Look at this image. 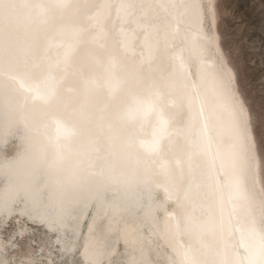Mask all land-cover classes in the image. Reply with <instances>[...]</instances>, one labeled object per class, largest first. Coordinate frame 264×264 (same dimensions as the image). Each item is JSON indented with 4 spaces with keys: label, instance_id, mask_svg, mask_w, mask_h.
I'll use <instances>...</instances> for the list:
<instances>
[{
    "label": "bare ground",
    "instance_id": "6f19581e",
    "mask_svg": "<svg viewBox=\"0 0 264 264\" xmlns=\"http://www.w3.org/2000/svg\"><path fill=\"white\" fill-rule=\"evenodd\" d=\"M62 1L16 0L30 7L15 10L8 39L0 38V68L14 75L26 72V87L52 91L44 102L0 75V138L8 137L7 143L15 134L20 143L13 157L0 163V177L7 165L12 183L26 171L33 179V202L27 210L21 202V213L34 204L50 219L62 214L65 222L73 216L71 230L61 229V240L67 233L72 241L84 235L81 264H110L116 238L132 251H127V264H154L141 238L158 255L159 247L150 244L156 236L168 245L170 260L165 261L171 264L187 248L197 259L246 264L247 250L258 243L249 233L251 222L264 232V169L251 144L253 163L240 177L247 201L230 199L229 170L221 168L216 150L223 154L234 133L228 113L212 109L218 81L227 79L232 87V78L208 55L201 7L170 6L200 1ZM29 42L31 52L25 48ZM149 103L154 110L145 113ZM157 141L159 150L152 151ZM61 183L67 185L63 192ZM101 189L107 208L90 199ZM58 193L65 202L78 200L62 212L55 202ZM166 203L160 224L156 211ZM77 245L69 250L73 253Z\"/></svg>",
    "mask_w": 264,
    "mask_h": 264
},
{
    "label": "rangeland",
    "instance_id": "374dc122",
    "mask_svg": "<svg viewBox=\"0 0 264 264\" xmlns=\"http://www.w3.org/2000/svg\"><path fill=\"white\" fill-rule=\"evenodd\" d=\"M199 1L208 55H214L220 69L231 75L233 95L242 103L251 144L258 149L264 169V0ZM19 146L18 137L13 134L6 145L0 147V163L12 158ZM4 182V176L0 177V188ZM21 202L17 201L13 213L6 217L0 215V264H81L79 250L84 235L72 241V233H67L65 239L55 243L54 237L40 224L30 223L21 213ZM167 205L156 211L160 224ZM140 212L141 209L138 214ZM141 239L154 264H171L167 256L169 248L163 237H153L150 243L159 247L158 255L150 250L144 237ZM76 242L78 247L72 253L70 245H76ZM116 242L110 264H127L126 254L131 250L129 247L124 249L120 239L116 238Z\"/></svg>",
    "mask_w": 264,
    "mask_h": 264
},
{
    "label": "snow or ice",
    "instance_id": "6c2138e0",
    "mask_svg": "<svg viewBox=\"0 0 264 264\" xmlns=\"http://www.w3.org/2000/svg\"><path fill=\"white\" fill-rule=\"evenodd\" d=\"M172 8L183 7L185 9L191 8H200L201 5L197 3H188V4H180L177 5L172 3L170 5ZM20 7H30L27 4H21L16 2V0H0V38H3L5 41L8 39V32L10 31V26L14 19V12L16 9ZM124 7V5H121ZM210 7V6H206ZM0 75H4L8 80L16 81L19 84L21 89H24L27 92H31L34 95V98L41 99L44 102H47L50 95H52V91L46 90L41 91L40 87H26L24 82V75H27L25 72L23 75H14L12 72L4 71L0 69ZM111 86V85H110ZM159 97V93H156ZM216 109H221L228 113L230 117V127L233 130V142L230 143L224 153L221 154V150L217 148L216 153L217 156L220 157V166L224 168L227 166L230 175L229 181V188L231 191L230 199H237L242 201H247V194L242 187L241 184V175L248 169V167L253 163V156H252V148H251V141L249 139V134L247 130V125L244 119V115L238 106V103L234 96L232 95L231 85L227 79L221 78L218 81L217 87L214 90V105L213 111ZM154 110V105L149 103L145 105V113L152 112ZM137 112L140 111L139 108L136 110ZM199 111L203 113V102H201V106ZM157 114L160 117V124L166 125L167 121L163 120L162 118V110H157ZM129 119H135V114L129 112L128 114ZM207 127V125H205ZM57 131L59 133L60 126L58 124ZM206 149L211 148V141L210 139L207 140L205 144ZM152 151L159 150V142L153 144ZM179 163V161H177ZM4 168V178L6 180V186L4 189V195L0 197V215L7 216L10 211V205L15 203L17 200H22L26 205L33 202V193L29 191L26 187L20 186L14 192H9V185L12 183L11 179L8 176L7 172V165L2 166ZM167 192V189H165ZM185 198L187 193L184 194ZM171 198V197H169ZM90 199L94 200L97 207H104L107 208L108 205L105 201V190L101 189L95 193L91 194ZM178 206L180 205V201L177 200ZM163 207V205H161ZM235 208V205H233ZM35 212V214H33ZM26 215V219L30 223H38L40 226L45 230L46 233L51 234L54 239L55 243L59 244L62 238L61 236V229L65 226L62 214H57L54 218H48V215L43 210L35 208L33 204V211H29L24 213ZM188 225L187 227L191 229V219L188 218ZM178 227V225H177ZM91 231V229H89ZM249 233L253 236L258 238V243L254 248H250L247 250V256L245 257L246 264H264V232H257L255 227V222L252 221L249 228ZM84 248V255L87 256L88 252V242L86 241L83 244ZM178 259L174 260L172 264H216V262L207 261L197 259L190 248L181 249L177 253ZM87 264H95L94 260H88ZM129 264H143V262H137L135 260L130 261ZM219 264H228L226 261H221ZM233 264H240L237 260L233 262Z\"/></svg>",
    "mask_w": 264,
    "mask_h": 264
},
{
    "label": "water",
    "instance_id": "95a60500",
    "mask_svg": "<svg viewBox=\"0 0 264 264\" xmlns=\"http://www.w3.org/2000/svg\"><path fill=\"white\" fill-rule=\"evenodd\" d=\"M67 0H63L62 2L64 3V2H66ZM43 21H44V19H43ZM27 45V44H26ZM28 51H30L31 52V50L33 49V44L31 43V42H29L28 43V45L25 47ZM3 49H7L8 50V46H3ZM34 51V50H33ZM28 61V60H27ZM1 69V68H0ZM64 76H62V78L61 79H63L64 77H65V74H63ZM43 105H45V104H43ZM91 116V114L89 115V117ZM89 117H87V118H85L86 120H88L89 119ZM66 131V130H65ZM0 132H3V131H0ZM4 133V132H3ZM30 133H32V130L31 129H28V133H27V135H30ZM3 138H0V141H3V140H5V143L4 144H6V141L8 140V137H7V139H6V137L5 136H2ZM96 145H98V144H92L91 146H90V150L91 149H93L94 147H96ZM67 148H68V146H67ZM88 151H89V149H88ZM80 160H82V158H79L78 159V162H76V163H78V165L80 164ZM75 164V163H74ZM26 169V168H25ZM24 169V170H25ZM51 169V167L49 168V166H48V171ZM23 170V169H22ZM49 173V176H52V173H51V171H49L48 172ZM106 174V173H105ZM105 174H102V176L101 177H103V175H105ZM16 176V175H15ZM18 179L17 180H15L11 185H9V192L11 193V192H14L18 187H20V186H24V187H26L29 191H30V181H32L33 179H32V176H31V174H30V172L28 171H26V172H24L23 174H21L20 176H16ZM21 177V178H20ZM60 189H62V192L64 191V190H66L67 189V185L65 184V183H61L59 186H58ZM84 191H87L86 189L84 190ZM4 195V193L1 195V197ZM67 198H65L64 197V195H60V193H58V194H55V202H57L58 204H61L60 205V207H62V212H66V211H68L70 208H68L72 203H74V202H76L78 199L77 198H74L73 200L72 199H69L68 201L69 202H65L64 200H66ZM26 205V204H25ZM25 207V209L27 210V209H30L29 207V204L28 205H26V206H24ZM25 210V211H26ZM87 211H89V206H88V208H87ZM10 212V211H9ZM74 217L73 216H69L68 218H67V220L64 222V227H63V230H65V229H68L69 231L71 230V228H72V225H70V222L72 221V219H73ZM80 221V220H79ZM97 225V220L95 219V226Z\"/></svg>",
    "mask_w": 264,
    "mask_h": 264
}]
</instances>
